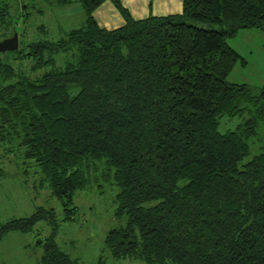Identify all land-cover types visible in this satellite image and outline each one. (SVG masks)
<instances>
[{"label":"trees","instance_id":"obj_1","mask_svg":"<svg viewBox=\"0 0 264 264\" xmlns=\"http://www.w3.org/2000/svg\"><path fill=\"white\" fill-rule=\"evenodd\" d=\"M40 1L77 3L84 23L56 41L20 40L17 68L0 54V148L34 163L60 221H74L79 192L107 186L119 226L103 244L114 260L264 264V143L246 160L264 130V84L253 92L227 81L245 64L228 40L264 33V0H181L180 14L142 20L112 0L124 21L114 30L92 15L106 0ZM60 54L67 59L55 68ZM24 62L45 71L31 79ZM224 118L241 123L221 133ZM40 221L51 233L37 242L36 264H81L55 242L53 209L1 224L0 242Z\"/></svg>","mask_w":264,"mask_h":264},{"label":"rangeland","instance_id":"obj_2","mask_svg":"<svg viewBox=\"0 0 264 264\" xmlns=\"http://www.w3.org/2000/svg\"><path fill=\"white\" fill-rule=\"evenodd\" d=\"M4 4H8L9 15L0 28V42L12 37L13 33L18 36V42L21 40L24 44L45 39L56 41L84 23L83 10L77 3L57 7L40 0H0V8ZM24 12H27V17L22 15ZM40 26L46 28L45 34H42ZM228 43L245 62L244 65L236 64L228 76V83L245 84L257 92L264 84V33L255 29L241 30ZM4 55L13 67L19 66V61L13 60L12 52ZM66 59L62 54L54 56L55 68L63 67ZM29 68V62L20 67L31 79L45 71L41 68L30 72ZM239 123V118H224L218 130L221 133L233 130ZM261 143H264V130L259 131L257 140L250 142L246 160L259 152ZM0 167L5 173L0 178V225L13 219L27 218L40 208L53 209L59 222L55 242L71 259L81 264H98L100 260L104 264H143L131 259L114 260L104 248L103 241L108 231L119 226L113 217L115 189L105 186L100 192L92 186L85 192H79L74 198L78 209L74 221L61 222L62 206L50 197L46 185L39 187L41 177L33 162L22 161L17 152L3 154L0 148ZM50 233L47 224L40 221L33 233L6 235L0 242V264H36L41 256L37 242L49 237Z\"/></svg>","mask_w":264,"mask_h":264},{"label":"crops","instance_id":"obj_3","mask_svg":"<svg viewBox=\"0 0 264 264\" xmlns=\"http://www.w3.org/2000/svg\"><path fill=\"white\" fill-rule=\"evenodd\" d=\"M119 2L134 20H142L149 16L176 15L182 10L181 0H119ZM92 15L97 25L106 30L117 29L124 24L112 0L103 2Z\"/></svg>","mask_w":264,"mask_h":264},{"label":"water","instance_id":"obj_4","mask_svg":"<svg viewBox=\"0 0 264 264\" xmlns=\"http://www.w3.org/2000/svg\"><path fill=\"white\" fill-rule=\"evenodd\" d=\"M18 49V36L13 34L12 37L0 42V54L15 51Z\"/></svg>","mask_w":264,"mask_h":264}]
</instances>
